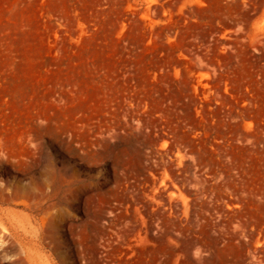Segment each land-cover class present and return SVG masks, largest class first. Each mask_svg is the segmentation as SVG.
<instances>
[{"label":"rangeland","instance_id":"374dc122","mask_svg":"<svg viewBox=\"0 0 264 264\" xmlns=\"http://www.w3.org/2000/svg\"><path fill=\"white\" fill-rule=\"evenodd\" d=\"M0 264H264V0H0Z\"/></svg>","mask_w":264,"mask_h":264},{"label":"bare ground","instance_id":"6f19581e","mask_svg":"<svg viewBox=\"0 0 264 264\" xmlns=\"http://www.w3.org/2000/svg\"><path fill=\"white\" fill-rule=\"evenodd\" d=\"M71 116H72V112H71ZM55 138H56L57 140H61L58 131H56ZM58 142H59V141H58ZM67 142H68V141H67ZM48 172H49V171H48Z\"/></svg>","mask_w":264,"mask_h":264}]
</instances>
